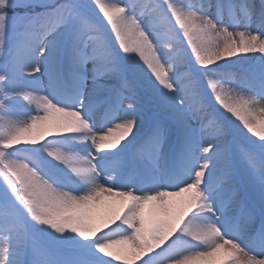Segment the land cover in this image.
Instances as JSON below:
<instances>
[{"label":"snow or ice","instance_id":"1","mask_svg":"<svg viewBox=\"0 0 264 264\" xmlns=\"http://www.w3.org/2000/svg\"><path fill=\"white\" fill-rule=\"evenodd\" d=\"M0 264H264V0H0Z\"/></svg>","mask_w":264,"mask_h":264}]
</instances>
